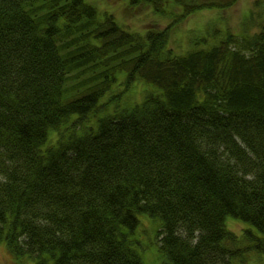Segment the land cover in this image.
<instances>
[{
  "label": "trees",
  "instance_id": "trees-1",
  "mask_svg": "<svg viewBox=\"0 0 264 264\" xmlns=\"http://www.w3.org/2000/svg\"><path fill=\"white\" fill-rule=\"evenodd\" d=\"M145 1L173 20L140 33L87 0H0V241L17 258L264 254V23L176 54L175 26L238 0ZM119 73L124 87L106 96ZM138 81L158 91L128 107ZM230 217L249 225L242 236ZM154 219L152 248L141 231Z\"/></svg>",
  "mask_w": 264,
  "mask_h": 264
},
{
  "label": "rangeland",
  "instance_id": "rangeland-1",
  "mask_svg": "<svg viewBox=\"0 0 264 264\" xmlns=\"http://www.w3.org/2000/svg\"><path fill=\"white\" fill-rule=\"evenodd\" d=\"M94 4L101 12L113 13L116 16V20L127 30H133L136 32H144L152 26H159L164 28L173 17H165L157 14L151 4L145 0H87ZM207 1L200 0L199 2ZM180 11H176L179 13ZM264 23V0H238L232 7L228 9H199L195 11L189 18L181 22L172 31L169 48H171L176 54H185L189 50L194 48L210 47L218 43L225 35L227 29H231L234 32H240L242 29L255 32L259 30L261 24ZM202 39H206L203 42ZM119 84H116L110 93L116 92L124 87L122 83L126 78V73H119ZM133 87V88H132ZM125 94L124 103L126 106L131 107L136 103L142 102L147 94L150 92H156L154 86L145 84L143 82H136ZM143 216V215H142ZM148 216H143L147 218ZM152 220V219H151ZM155 223L153 228L148 233L143 232L144 229H148L152 224L147 221L141 236L146 241L144 245H155L157 236V229L161 226L160 220L154 219ZM232 220L228 222V226L231 230L239 233L242 236V232L249 227L247 223L237 220L235 218H228ZM246 227H244V225ZM158 225H160L158 227ZM244 229L241 231V229ZM254 233L259 235V232L252 228ZM138 234V233H136ZM246 241V238L243 239ZM151 247V246H150ZM139 251H142L138 247ZM147 255V254H146ZM149 262L147 264H161L160 260L156 262V255L149 251ZM259 258L256 254L252 255V258L244 264H264V254ZM0 264H36V261L28 255L17 258L7 248L6 243L0 241ZM47 264H54L53 260H49Z\"/></svg>",
  "mask_w": 264,
  "mask_h": 264
}]
</instances>
